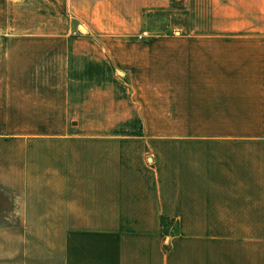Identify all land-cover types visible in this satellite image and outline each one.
<instances>
[{
  "label": "crops",
  "instance_id": "obj_1",
  "mask_svg": "<svg viewBox=\"0 0 264 264\" xmlns=\"http://www.w3.org/2000/svg\"><path fill=\"white\" fill-rule=\"evenodd\" d=\"M71 10L128 30L164 11L169 31L126 42L121 77L81 25L65 77L0 78V264H264V0Z\"/></svg>",
  "mask_w": 264,
  "mask_h": 264
},
{
  "label": "rangeland",
  "instance_id": "obj_2",
  "mask_svg": "<svg viewBox=\"0 0 264 264\" xmlns=\"http://www.w3.org/2000/svg\"><path fill=\"white\" fill-rule=\"evenodd\" d=\"M81 25L89 28L93 45L90 55L113 60L112 73L116 77L124 76L121 71H130V55L123 47L126 42H137L132 44L139 46L159 45L162 44V41L158 42L162 35L169 31L168 14L163 11L144 13L138 27L128 30L125 23L123 26L107 18L85 21L79 13L71 10V0H0V78L19 76L21 64L37 61L60 63L58 73L65 77L62 67L64 63L71 62V32L87 35ZM83 47L84 43H77L76 52L82 51ZM80 57L77 54L72 60H83ZM27 67H31L30 64ZM35 72L24 71L25 75ZM47 72L52 71L41 69L39 76ZM125 108L127 114L129 108ZM135 120L127 118L126 124H136ZM149 123L161 127L162 118H150ZM150 136L154 137L150 140H163L162 133Z\"/></svg>",
  "mask_w": 264,
  "mask_h": 264
},
{
  "label": "trees",
  "instance_id": "obj_3",
  "mask_svg": "<svg viewBox=\"0 0 264 264\" xmlns=\"http://www.w3.org/2000/svg\"><path fill=\"white\" fill-rule=\"evenodd\" d=\"M171 4H172V5H176V6L181 5V4H182V0H178V1L171 0ZM163 12H164V11H163ZM166 13H167V12H166Z\"/></svg>",
  "mask_w": 264,
  "mask_h": 264
},
{
  "label": "built area",
  "instance_id": "obj_4",
  "mask_svg": "<svg viewBox=\"0 0 264 264\" xmlns=\"http://www.w3.org/2000/svg\"><path fill=\"white\" fill-rule=\"evenodd\" d=\"M145 34H146V32L143 33V35H145Z\"/></svg>",
  "mask_w": 264,
  "mask_h": 264
},
{
  "label": "water",
  "instance_id": "obj_5",
  "mask_svg": "<svg viewBox=\"0 0 264 264\" xmlns=\"http://www.w3.org/2000/svg\"><path fill=\"white\" fill-rule=\"evenodd\" d=\"M81 29H83V27L81 26Z\"/></svg>",
  "mask_w": 264,
  "mask_h": 264
}]
</instances>
